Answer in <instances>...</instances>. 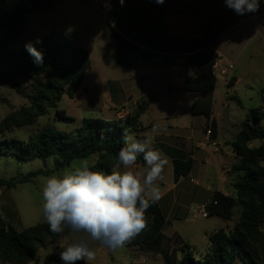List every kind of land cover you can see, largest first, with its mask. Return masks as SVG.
<instances>
[{
    "label": "trees",
    "instance_id": "obj_1",
    "mask_svg": "<svg viewBox=\"0 0 264 264\" xmlns=\"http://www.w3.org/2000/svg\"><path fill=\"white\" fill-rule=\"evenodd\" d=\"M84 1V0H83ZM111 0L114 10L110 15V32L115 41L117 52L138 57L141 61L152 63L163 55H187V65L194 74L187 76L179 92L199 93L191 108L194 116L207 119V128L212 130L213 138H217L218 124L213 119V98L217 87V77L213 67L219 55L212 46L219 39L216 27L206 23L204 33L199 38L189 40H174L166 33L161 34L157 25L139 26L132 21L133 26H122L120 18H132L138 14L139 4L144 5L152 0ZM40 6V2L30 5L27 0H21L16 5L9 0H0V31H7V42L19 37L28 22V15ZM48 6V5H47ZM46 6V7H47ZM172 7L175 13L181 7L179 2L169 5L164 0L162 9ZM184 7L181 11L186 10ZM43 54L42 66L34 64V58L26 48L19 51H0V86L10 85L16 93L30 102V107L21 110L23 113L20 124H33L38 116L47 114L48 109H56L60 119L74 121L65 110H59L57 105L66 95L70 99L81 89L86 73L91 68V58L88 50L75 45L60 33L48 35L38 45L34 46ZM17 78H27L33 82L34 92L28 93L17 83ZM232 78L228 87H232ZM159 98L153 94L142 100L134 113L123 122H109L101 119L87 118L73 132H64L46 126L38 134L22 141L16 138H0V158L11 157L19 162L41 160L46 162L54 159L53 168L37 170L26 175H17L8 180L0 179V188L14 189L19 185L33 182L39 176H50L68 169L75 161L90 159L98 156L93 170L111 173L119 164L118 152L125 146L124 131H138L139 119ZM13 114L11 115V117ZM264 113L260 109H252L247 113L246 120L230 145L237 155L239 162L232 168V186L235 196H227L215 192L206 204L208 216L214 215L226 221H231L237 204L242 205L240 220L231 231L220 229L208 236V249L203 253L193 250L180 235L167 238L164 233L166 218L160 203L148 208L146 217L148 226L130 242L126 248H139L143 251L161 255L164 264H235L244 259L246 264H264V256L259 252V245L264 249V234L261 226L264 223V148H252L253 142H264V127L260 125ZM14 116L0 124V135L13 125ZM16 121V120H15ZM140 139V138H138ZM137 162L144 164L142 155ZM174 178L178 182L182 177H188L193 168V159L187 155L176 158L173 162ZM83 232V231H82ZM80 233V232H79ZM72 231L65 227L62 233L54 234L47 223H39L18 231L14 225L0 223V261L4 264L40 263L38 249L52 245L68 236ZM259 247V248H258ZM63 249L55 246L48 253L42 264H63L59 253ZM181 253L178 259L177 253ZM76 264H86L77 261Z\"/></svg>",
    "mask_w": 264,
    "mask_h": 264
},
{
    "label": "rangeland",
    "instance_id": "obj_2",
    "mask_svg": "<svg viewBox=\"0 0 264 264\" xmlns=\"http://www.w3.org/2000/svg\"><path fill=\"white\" fill-rule=\"evenodd\" d=\"M20 1L9 0V4L16 5ZM27 2L30 5L34 2H40V6L28 15L27 25L21 30L16 40L7 42V31H0V51L3 47H6L7 50L19 51L25 48L27 43L38 46L40 43H36L37 38L42 42L48 35L60 33L75 45L88 50L91 60L98 69L102 62L105 64L110 62L111 65L109 66L111 68L118 67L113 60L119 61V54L123 53H115L117 48L109 27L112 23L109 18H105L99 7L91 0H27ZM260 2L264 4L263 0H260ZM167 3L171 6L176 4V1L167 0ZM212 8L214 9V7ZM262 12V6H259L258 11L245 13L232 23L236 27L230 29L227 36L225 30L219 29V43L216 49L226 60H234L238 77L241 78V81L233 87L225 85L222 78L218 79L216 93L213 98V112L219 125L220 140L222 142L236 139L241 124L246 120L247 113L250 110L260 109L264 113V16L259 15ZM242 20L244 21L239 23ZM69 28L72 29L71 32L68 31ZM112 54H117V57H112ZM143 66L150 69L157 68L156 65L148 67L147 64H144ZM163 68L171 71V78L175 81L180 79L182 72H184L181 67L175 68L171 65L166 66V68L164 65ZM148 77L150 80L145 86L148 89H154L156 81L151 80L156 79L158 76H153V79L150 75ZM231 79L227 80L230 82ZM16 81L28 93L34 92L33 82L29 79L17 78ZM150 93V95L159 94L155 90H150ZM168 94L166 91L165 95L162 96L163 102L160 110L164 109L163 111H165L167 109L165 106L170 98ZM174 96L179 95L174 94ZM79 103L80 101L75 102L74 98L70 99L65 95L57 105L59 110H65L69 116L73 117L74 121L60 119L56 115V109L49 108L47 114L38 116L33 124L22 125L19 123L23 117L21 110L30 107L29 100L17 94L10 85L0 86V124L13 116L16 120H13V125L9 130L3 132L0 138H16L26 142L46 126L59 131L73 132L81 126L83 121L84 114L79 113L77 109ZM184 103H181L178 110L175 109L172 112L180 121L186 118L190 119L191 116L190 106L186 107ZM96 115L101 118L100 114ZM147 116L146 114L144 119ZM260 125L264 127V118ZM203 126L204 124L200 128V134ZM207 126L206 123L204 128ZM250 146L252 148H264V142H253ZM209 148L212 149V147ZM87 160L90 165H94L98 160V156H93ZM262 160L264 166V159ZM53 161L54 159H48L46 162L41 160L19 162L11 157H2L0 158V179L8 180L11 177L26 175L40 169H52ZM79 162H73L69 168L78 165ZM46 177L48 176H39L33 182L19 185L14 189L0 188V196L2 193L4 194L3 199L0 201V223L7 224L11 222L18 231L39 223H46L42 213V187ZM197 177L195 176V178ZM199 181L200 186L197 188V196L193 200L191 197L184 200L185 207L183 209L185 213L192 201L194 203L192 213L189 212L191 220L188 222L182 221L178 224L184 240L192 246L195 253H197V257H199L198 253L204 254L208 249V239H205L204 235L215 233L220 229L233 230L238 224L242 213V205L238 203L231 221H226L211 214L208 218L202 217L197 206L209 199L206 192L208 183L202 178ZM188 185L190 186V192L194 193L197 190L195 185H190V183ZM226 191L235 193L233 186L229 183L226 186ZM261 231L264 234V223L261 226ZM73 235H77L83 242H88L87 240L90 237L88 233L80 232L64 236L55 244L39 248V264H42L45 256L55 246L63 243L68 246L69 237ZM90 244H93L92 241L87 245ZM259 247L260 254L262 253L264 256V249L260 245ZM90 249L95 252L96 258L93 261H88V264H128L130 260V249L124 246L112 249L103 244L94 245ZM177 255L178 259L182 257L180 252ZM31 264L37 263L32 262ZM142 264H147V262L144 260ZM235 264H246V262L244 259L238 258Z\"/></svg>",
    "mask_w": 264,
    "mask_h": 264
},
{
    "label": "crops",
    "instance_id": "obj_3",
    "mask_svg": "<svg viewBox=\"0 0 264 264\" xmlns=\"http://www.w3.org/2000/svg\"><path fill=\"white\" fill-rule=\"evenodd\" d=\"M175 1L181 4V7L178 9L180 11L179 13H175L172 7L163 11V3L158 4L156 0H152L151 2H146L144 5H138V7L143 6L139 7L138 14H140V16L135 15L132 16V18L122 16L120 18L121 25L132 27V21H136L139 26H147L150 24L153 26L157 25V27L160 28V33H166L171 39L189 40L201 37L204 33L206 23L213 24L217 29L218 35L220 28L225 30V35L227 36L229 35V30L236 27V25L233 26L232 23L243 16L238 15L233 9L227 7L225 0ZM91 2L99 7V10L107 19L113 13L114 8L110 4L111 0H91ZM259 4L263 9V12L259 15L264 16V4L261 3L260 0ZM121 6L125 7L124 1L121 3ZM184 7H187V9L181 11ZM212 7H214V9ZM243 21L244 20L239 23ZM218 43L219 39L212 46V49L219 57H223L216 49ZM116 52L117 50L115 53ZM119 55V61L113 60L118 67L113 68L109 66L111 65L110 62L106 64L102 62V65L99 66L98 69L91 60V68L85 75L81 89L75 93L74 97L75 102L80 101L77 106L78 112L84 114L83 120L95 118L109 122H123L128 116L134 113L142 100L150 96V90H155L159 93L158 100L154 102L151 108L139 119L138 131L133 133L137 139H143L144 134L149 132L154 125H158L161 129H167L166 132L155 137L153 145V147L161 150L169 160V163L165 166L163 171L164 179L156 182L163 193L162 198L158 202L166 218V225L163 230L164 235L167 238H172L175 234H178L183 238L178 224L182 221L188 222L191 220L189 212L192 213L194 206L192 201L188 209L185 208L188 210L185 213L183 209L185 207L184 200L187 197H191L193 200V198L197 196L200 178L208 183L206 192L209 199L197 206V208L200 209L202 206H206L215 192H222L227 196H235V193L226 191V186L228 183L232 185L233 177H235L232 168L239 162L237 155L230 145L234 141L225 140L222 142L220 140L218 125L216 138V141L220 145L218 151L213 148L199 146V143L205 139L204 126L207 123V119L203 116H194L191 112V108L193 103L200 98V94L179 92L177 90L178 87L182 86L187 76L194 74L193 69L187 65V55H163L152 63L141 61L138 57L128 54ZM112 57H117V54H112ZM230 62L235 64L234 60ZM144 64H147L148 67L156 65L157 68H146L143 66ZM164 65L165 68L166 66L168 67V65L175 68L181 67L184 72H182L180 79L177 81L173 80L171 78V71L164 69ZM149 75L152 79L154 78L153 76H158L156 79L151 80L156 81L154 89H148L145 86L150 80L148 77ZM231 78L236 79L233 86H236V84L241 81V78L238 77L237 67L235 72L230 74L229 79ZM218 79L219 78H217V80ZM227 79L223 80L225 81V85L228 86L229 81ZM166 91L169 93L168 95L170 98L165 106L167 109L163 111L164 109L160 110V106L163 102L162 96L165 95ZM174 94L179 96H174ZM183 102H185L184 105L186 107L190 106L191 116L190 119L186 118L180 121L172 112L175 109L178 110ZM96 114H100L101 118H98ZM146 114L148 116L144 119ZM213 119L216 120L214 114ZM202 124H204V126L200 134ZM183 155H187L193 159V168L188 177H182L176 182L174 178L173 162L174 159L182 158ZM146 167L145 163L141 164L137 162L133 170L135 171ZM117 170L122 172L125 169L123 166H120ZM195 176L198 177L195 178ZM189 183L190 185H195L197 190H195L194 193L190 192ZM3 197L4 194L2 193L0 201ZM209 235H204V238L208 239ZM87 241L88 242L81 241L77 235L69 237V244L75 242L89 244L92 241L93 244H90L88 246L89 248L94 245L104 244L101 241L92 240L91 237H89ZM58 246L62 249L67 247L64 243ZM129 249L130 260L128 264H142L144 260L147 264H164L161 255H154L153 253L143 251L139 248ZM85 263L88 264V261H85ZM0 264L4 263L0 261Z\"/></svg>",
    "mask_w": 264,
    "mask_h": 264
},
{
    "label": "clouds",
    "instance_id": "obj_4",
    "mask_svg": "<svg viewBox=\"0 0 264 264\" xmlns=\"http://www.w3.org/2000/svg\"><path fill=\"white\" fill-rule=\"evenodd\" d=\"M123 3V0H121ZM162 4L164 0H156ZM226 6L238 15L259 10V0H225ZM72 31L71 28L68 29ZM36 43H41L37 38ZM38 67L43 54L32 43L25 45ZM154 125L143 139L124 131V144L118 152L119 164L111 173L93 170L85 159L78 165L45 178L42 187V213L52 233H62L65 227L72 233L86 232L92 240L116 249L123 247L148 226L146 212L162 198L160 186L167 156L153 147L155 137L166 132ZM142 155L146 168L133 170ZM123 166L124 171L117 170ZM63 264L93 261L96 254L86 243L69 244L59 253Z\"/></svg>",
    "mask_w": 264,
    "mask_h": 264
},
{
    "label": "built area",
    "instance_id": "obj_5",
    "mask_svg": "<svg viewBox=\"0 0 264 264\" xmlns=\"http://www.w3.org/2000/svg\"><path fill=\"white\" fill-rule=\"evenodd\" d=\"M175 1V0H173ZM111 4V3H110ZM236 67L235 64L232 62L226 60L223 57H219L217 62L215 63L213 67L214 74L217 78L227 79L230 77V74L235 71ZM229 79V78H228ZM205 139L199 143L200 147H212L214 150L218 151L219 149V143L216 141L215 138H213L212 130L207 128L205 130ZM201 216L204 218H208V212L206 210V206H202L200 208Z\"/></svg>",
    "mask_w": 264,
    "mask_h": 264
},
{
    "label": "bare ground",
    "instance_id": "obj_6",
    "mask_svg": "<svg viewBox=\"0 0 264 264\" xmlns=\"http://www.w3.org/2000/svg\"><path fill=\"white\" fill-rule=\"evenodd\" d=\"M107 2V1H106Z\"/></svg>",
    "mask_w": 264,
    "mask_h": 264
}]
</instances>
